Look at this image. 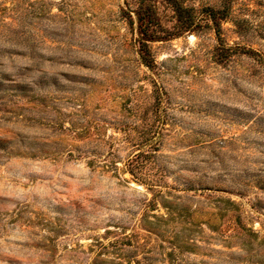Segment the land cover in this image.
Wrapping results in <instances>:
<instances>
[{
  "label": "rangeland",
  "instance_id": "374dc122",
  "mask_svg": "<svg viewBox=\"0 0 264 264\" xmlns=\"http://www.w3.org/2000/svg\"><path fill=\"white\" fill-rule=\"evenodd\" d=\"M180 3L0 0V264H264V0Z\"/></svg>",
  "mask_w": 264,
  "mask_h": 264
},
{
  "label": "trees",
  "instance_id": "16d2710c",
  "mask_svg": "<svg viewBox=\"0 0 264 264\" xmlns=\"http://www.w3.org/2000/svg\"><path fill=\"white\" fill-rule=\"evenodd\" d=\"M166 2L173 8V10L180 15L181 13L185 12V9L181 6L180 0H166ZM209 10V17H210V26L213 29L214 33L217 34L219 32L220 28V19L224 16V13L215 10L213 7L209 6L207 7ZM140 20L138 24V42H139V51L142 60L149 65L150 61L148 59V51L146 48L147 43V36L148 33L151 34V31L148 29L147 22H144L143 20L138 18ZM196 24H194L193 21H187L185 25H183L184 29L192 30L195 27ZM246 53H256L253 49L247 48L245 49Z\"/></svg>",
  "mask_w": 264,
  "mask_h": 264
}]
</instances>
